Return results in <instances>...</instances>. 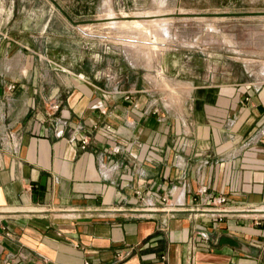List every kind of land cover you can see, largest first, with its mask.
Returning a JSON list of instances; mask_svg holds the SVG:
<instances>
[{
	"label": "crops",
	"instance_id": "crops-1",
	"mask_svg": "<svg viewBox=\"0 0 264 264\" xmlns=\"http://www.w3.org/2000/svg\"><path fill=\"white\" fill-rule=\"evenodd\" d=\"M47 53L0 34V136L19 139L0 264H264V82L206 74L167 107L62 68L49 81Z\"/></svg>",
	"mask_w": 264,
	"mask_h": 264
},
{
	"label": "rangeland",
	"instance_id": "rangeland-1",
	"mask_svg": "<svg viewBox=\"0 0 264 264\" xmlns=\"http://www.w3.org/2000/svg\"><path fill=\"white\" fill-rule=\"evenodd\" d=\"M104 2L0 0V34L28 46L37 64L41 46L47 49L49 81L62 68L65 77L93 75L117 90L142 87L167 107L179 108L188 91L180 81L206 74L220 82H264V0ZM109 13L116 19L107 20ZM143 15L156 18H137ZM133 21L158 27L144 35L108 27Z\"/></svg>",
	"mask_w": 264,
	"mask_h": 264
},
{
	"label": "built area",
	"instance_id": "built-area-1",
	"mask_svg": "<svg viewBox=\"0 0 264 264\" xmlns=\"http://www.w3.org/2000/svg\"><path fill=\"white\" fill-rule=\"evenodd\" d=\"M54 108L57 109V106H55ZM18 141H19L18 134H15L14 132H7L0 136V169L2 168V159L5 153L13 155V156L16 154L17 148H18ZM80 143L83 147H85L88 144V138L86 136L82 137L80 139ZM114 152L117 153L118 150L116 149ZM200 193L202 195H205L206 190L202 189ZM206 199H208L212 203L217 202V204H223L226 201V199L222 196H219L217 198H206ZM162 202L167 203L168 200L164 198L162 199ZM181 202L182 200L177 198V203L179 204ZM149 205H151V203H149ZM3 229L2 231L4 232L5 230ZM5 234L7 236L10 235L7 232H5ZM202 236L204 237L205 235L202 234ZM4 264H12V262H5ZM84 264H88V263L85 262Z\"/></svg>",
	"mask_w": 264,
	"mask_h": 264
},
{
	"label": "bare ground",
	"instance_id": "bare-ground-1",
	"mask_svg": "<svg viewBox=\"0 0 264 264\" xmlns=\"http://www.w3.org/2000/svg\"><path fill=\"white\" fill-rule=\"evenodd\" d=\"M105 6L106 7L108 6V0L105 2ZM107 16H108L107 20H111L112 21V20L116 19L114 17V15H112L110 13ZM137 18H156V16L155 15H147V16L143 15V17L138 16ZM157 24L158 23H156V21H149L146 24H143V23H140V22H137V21L129 22L128 24L127 23H122V22H112V23H108V27L112 28V29H114V28H125V30L126 29L129 30L130 28L137 29V30L140 29L141 33H143V35H144V33H146L150 29L149 26H152V28L153 27H158Z\"/></svg>",
	"mask_w": 264,
	"mask_h": 264
}]
</instances>
